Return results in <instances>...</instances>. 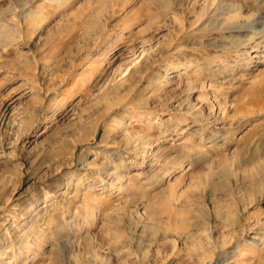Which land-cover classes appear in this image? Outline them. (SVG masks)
I'll use <instances>...</instances> for the list:
<instances>
[{
    "label": "rangeland",
    "instance_id": "1",
    "mask_svg": "<svg viewBox=\"0 0 264 264\" xmlns=\"http://www.w3.org/2000/svg\"><path fill=\"white\" fill-rule=\"evenodd\" d=\"M237 15L264 0H0V264H264V37Z\"/></svg>",
    "mask_w": 264,
    "mask_h": 264
},
{
    "label": "bare ground",
    "instance_id": "2",
    "mask_svg": "<svg viewBox=\"0 0 264 264\" xmlns=\"http://www.w3.org/2000/svg\"><path fill=\"white\" fill-rule=\"evenodd\" d=\"M242 17V16H241ZM228 21L224 22V24L222 23V25H224L225 27H223V29L221 30H226L229 34V38H233L234 34H244V33H248V32H251V33H254L255 35H263L264 37V24L263 26L260 28L256 23V19L253 20V19H249L247 21H243L239 18V16H230L228 17ZM252 18V17H251ZM260 18V17H259ZM261 20V19H260ZM226 21V20H225ZM264 21V20H263ZM262 22V21H261ZM249 25V27L246 26V24ZM260 25V24H259ZM220 28V27H219ZM220 30V29H218ZM224 32V31H223ZM222 32V33H223ZM225 33V34H226ZM254 36V35H252ZM256 37V36H255ZM260 37V36H259ZM262 37V38H263ZM227 38V37H226ZM246 38V37H245ZM248 38V39H247ZM245 40H243L242 42H236L235 41V46L233 47L234 50H237V51H241L242 49L243 50H246L245 51V54H249V50L251 49H254L255 47L253 46V44L256 42L255 41V38L254 37H250L249 36L247 37ZM225 39V38H224ZM257 39H258V36H257ZM229 40V39H228ZM228 40H226L228 42ZM235 40V39H234ZM239 40H242V39H239ZM222 41V40H221ZM220 41V42H221ZM230 41V40H229ZM231 41H233V39H231ZM230 41V42H231ZM224 42V41H223ZM228 42V43H230ZM226 43V42H225ZM225 43L223 44V47L225 48ZM234 43V42H233ZM262 43H264V38H263V41ZM261 43V44H262ZM260 44V45H261ZM221 46V45H220ZM222 47V46H221ZM222 47V48H223ZM232 48V47H231ZM258 48V47H257ZM244 52V51H243ZM110 106V105H109ZM131 107V106H130ZM111 108V106H110ZM108 108V110L110 109ZM110 111V110H109ZM124 118V117H123ZM121 123V122H120ZM201 135V134H200ZM199 135V136H200ZM147 137V136H146ZM131 140V138H129ZM129 140V141H130ZM132 145H133V150H134V156L135 157H139L141 159V162L140 163H137V164H133V169H137L139 167H142L145 163V160H146V155L148 154V149H150V146L152 145V142L150 141V139H147V138H141L140 136L137 138H134V141L132 142ZM165 154V153H164ZM166 155V154H165ZM175 159V158H174ZM126 163V158L123 157L122 155H117L113 161H112V165H109L108 168L105 167V174L102 175V180L106 181L107 183H109L108 187H112V186H115V185H118V183L120 184V182L122 180H124V170L122 169L124 166L123 164ZM110 164V163H109ZM159 164V163H158ZM127 169V168H126ZM129 169V168H128ZM123 182V181H122ZM105 186V185H103ZM93 185L92 183L91 184H88V187H87V192L89 193L90 190L92 189ZM116 187V186H115ZM214 188H216L215 185H213ZM102 188H105V187H102ZM42 217V216H41ZM51 222V221H50ZM28 232H36V229L35 228H28ZM38 238L42 237L43 234L42 232H37L36 233ZM256 242H258V240H256ZM29 245V242L28 241H25L23 240L21 242V246L22 247H27ZM5 263V262H4ZM105 263L106 264H109L108 263V259H105Z\"/></svg>",
    "mask_w": 264,
    "mask_h": 264
}]
</instances>
